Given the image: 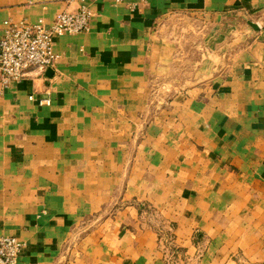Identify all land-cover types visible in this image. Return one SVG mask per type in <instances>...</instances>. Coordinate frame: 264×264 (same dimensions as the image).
<instances>
[{"label":"crops","instance_id":"0c3cea01","mask_svg":"<svg viewBox=\"0 0 264 264\" xmlns=\"http://www.w3.org/2000/svg\"><path fill=\"white\" fill-rule=\"evenodd\" d=\"M82 7L49 71L0 84L18 264L263 263L264 0H0V37Z\"/></svg>","mask_w":264,"mask_h":264},{"label":"built area","instance_id":"2783aa9c","mask_svg":"<svg viewBox=\"0 0 264 264\" xmlns=\"http://www.w3.org/2000/svg\"><path fill=\"white\" fill-rule=\"evenodd\" d=\"M112 1L120 3L126 0ZM90 15L84 7L73 13H60L46 29L26 22H4L0 37V84L6 87L23 78L27 72L43 73L51 68L60 58V54L54 50V39L88 31ZM43 102L48 103L47 100ZM22 247L15 237L1 235L0 264H18Z\"/></svg>","mask_w":264,"mask_h":264},{"label":"rangeland","instance_id":"374dc122","mask_svg":"<svg viewBox=\"0 0 264 264\" xmlns=\"http://www.w3.org/2000/svg\"><path fill=\"white\" fill-rule=\"evenodd\" d=\"M186 43L189 45V46H192L193 44H194V46H195V41L194 40H190V41H186ZM197 43L199 44V41H197ZM260 264H264V262L263 263H260Z\"/></svg>","mask_w":264,"mask_h":264},{"label":"water","instance_id":"95a60500","mask_svg":"<svg viewBox=\"0 0 264 264\" xmlns=\"http://www.w3.org/2000/svg\"><path fill=\"white\" fill-rule=\"evenodd\" d=\"M50 69L48 68L47 71H49Z\"/></svg>","mask_w":264,"mask_h":264}]
</instances>
